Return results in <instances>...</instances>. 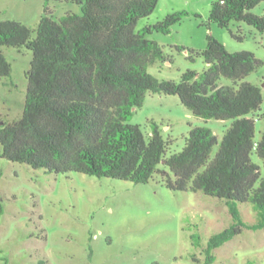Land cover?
<instances>
[{
  "label": "trees",
  "instance_id": "obj_1",
  "mask_svg": "<svg viewBox=\"0 0 264 264\" xmlns=\"http://www.w3.org/2000/svg\"><path fill=\"white\" fill-rule=\"evenodd\" d=\"M69 1L80 4L82 13L55 19L46 7L35 29L17 19L0 20V78L12 74L2 47L33 53L22 115L3 120L0 113V157L47 173L79 172L134 183H147L159 174L172 190L203 191L223 200L232 222L203 249L204 264H213L215 250L244 228H264V130L257 139L255 116L264 95L260 85L246 80L263 61L249 50L232 52L208 34L203 49L177 46L191 60L202 57L207 64L203 72L189 69L180 81L158 79L148 67L168 57L149 35L170 33L189 11L169 12L138 29L159 0ZM263 1L214 0L209 20L243 40L246 35L234 32L231 23L244 22L264 32V11L253 12ZM222 77L231 84L221 83ZM148 93L177 95L195 115L232 123L221 141L211 128L192 126L182 150L168 154L172 140L164 138L155 120L149 136L129 122ZM254 154L263 165L254 161ZM240 204H252L254 223L243 218ZM192 237L200 246L199 234ZM194 260L200 259L194 255Z\"/></svg>",
  "mask_w": 264,
  "mask_h": 264
},
{
  "label": "rangeland",
  "instance_id": "obj_2",
  "mask_svg": "<svg viewBox=\"0 0 264 264\" xmlns=\"http://www.w3.org/2000/svg\"><path fill=\"white\" fill-rule=\"evenodd\" d=\"M214 0H159L151 15L140 19L137 28L154 24L173 11L190 15L176 23L171 32H153L168 57L148 67L158 79L180 81L189 70L207 67L202 57L188 58L187 49H203L207 35L229 40L232 51L249 50L263 61L246 80L261 86L264 95V32L244 22L230 28L246 37L235 39L226 28L209 20ZM46 7L55 19L68 12L82 13V6L69 0H0V20L17 19L35 29ZM264 1L253 9L262 14ZM196 13L199 16H196ZM35 34V32H34ZM12 64V74L0 78V113L3 120L19 118L24 110L33 57L22 47H2ZM221 83L231 84L222 77ZM264 100L256 112V138L264 130ZM171 139L168 154L179 152L192 126L213 130L221 141L232 120L203 118L187 108L177 95L148 93L129 122L151 133V121ZM1 148V145H0ZM219 148L214 146L213 157ZM253 159L263 165L256 154ZM264 173V169L262 168ZM243 218L256 221L252 204H240ZM232 216L223 200L203 191L172 190L156 174L147 183L100 178L79 172L47 173L26 163L0 157V264H204V247L215 233L229 226ZM199 234L201 245L194 243ZM213 264H264V228H244L215 250ZM194 255L200 260L195 261Z\"/></svg>",
  "mask_w": 264,
  "mask_h": 264
},
{
  "label": "crops",
  "instance_id": "obj_3",
  "mask_svg": "<svg viewBox=\"0 0 264 264\" xmlns=\"http://www.w3.org/2000/svg\"><path fill=\"white\" fill-rule=\"evenodd\" d=\"M221 41H223L226 45H228V43H229V40H221ZM241 51H243V50H241Z\"/></svg>",
  "mask_w": 264,
  "mask_h": 264
}]
</instances>
